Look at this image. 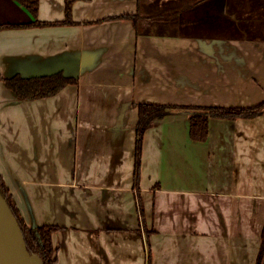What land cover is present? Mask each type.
I'll list each match as a JSON object with an SVG mask.
<instances>
[{
  "label": "crops",
  "instance_id": "0c3cea01",
  "mask_svg": "<svg viewBox=\"0 0 264 264\" xmlns=\"http://www.w3.org/2000/svg\"><path fill=\"white\" fill-rule=\"evenodd\" d=\"M65 10L39 0L37 20ZM71 20L0 30V174L25 224L61 228L56 264H147V243L151 264H255L264 109L209 119L201 142L171 111L144 134L138 189L133 174L139 104L264 101V0H75ZM55 73L75 83L43 99L1 81Z\"/></svg>",
  "mask_w": 264,
  "mask_h": 264
},
{
  "label": "trees",
  "instance_id": "16d2710c",
  "mask_svg": "<svg viewBox=\"0 0 264 264\" xmlns=\"http://www.w3.org/2000/svg\"><path fill=\"white\" fill-rule=\"evenodd\" d=\"M75 0H66L65 20L62 22H40L37 20L39 0H13L16 4L23 7L32 17V21L28 23H0V30L6 28H29L44 27L48 25L72 24L71 20V4ZM119 18L135 20V16L126 15ZM260 33L259 30L247 31V37ZM4 86L13 92L15 98L19 101L36 100L48 98L56 95L63 87L68 84L75 83L74 79L65 77L62 73L52 75L22 77L14 75L10 78L2 79ZM138 120L136 125V140L134 150V187L139 188L141 173V155L143 138L146 130L155 120L163 119L171 111L189 112V136L195 141H205L208 137L209 119H251L259 116L264 109V101L248 108H227V107H184L156 104H139ZM0 194L5 199L15 216L19 227L22 231L26 247L31 255H38L43 264L57 263V248L53 244L54 233L61 230L57 226H37L35 228L28 227L13 201V198L0 174ZM147 264H151V254L147 243ZM255 264H264V226L261 234V244Z\"/></svg>",
  "mask_w": 264,
  "mask_h": 264
},
{
  "label": "water",
  "instance_id": "95a60500",
  "mask_svg": "<svg viewBox=\"0 0 264 264\" xmlns=\"http://www.w3.org/2000/svg\"><path fill=\"white\" fill-rule=\"evenodd\" d=\"M0 264H43L38 255L28 252L19 224L1 194Z\"/></svg>",
  "mask_w": 264,
  "mask_h": 264
},
{
  "label": "rangeland",
  "instance_id": "374dc122",
  "mask_svg": "<svg viewBox=\"0 0 264 264\" xmlns=\"http://www.w3.org/2000/svg\"><path fill=\"white\" fill-rule=\"evenodd\" d=\"M21 12L10 0H0V23L20 21Z\"/></svg>",
  "mask_w": 264,
  "mask_h": 264
}]
</instances>
